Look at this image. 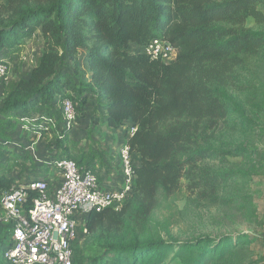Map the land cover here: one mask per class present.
<instances>
[{"label": "trees", "instance_id": "1", "mask_svg": "<svg viewBox=\"0 0 264 264\" xmlns=\"http://www.w3.org/2000/svg\"><path fill=\"white\" fill-rule=\"evenodd\" d=\"M264 0H7L0 3V62L6 50L41 31L43 51L3 109L27 114L70 97L85 106L105 101L108 127L135 126L127 143L140 155L136 189L120 209L91 211L85 222L99 254L86 264H252L245 233L179 238L168 225L146 233L160 200L184 188L217 191L230 170L199 173L206 160L263 155L264 80L256 60L264 49ZM164 37L173 62L134 50ZM88 50L91 81L77 77ZM74 74L61 70L64 59ZM256 59V60H255ZM255 60V61H254ZM254 61V62H253ZM50 118L46 121L49 122ZM221 126H223L221 128ZM188 178V183L183 179ZM16 183L0 174V197ZM1 208V204H0ZM124 231L127 236H106ZM102 234H105L103 237Z\"/></svg>", "mask_w": 264, "mask_h": 264}, {"label": "rangeland", "instance_id": "2", "mask_svg": "<svg viewBox=\"0 0 264 264\" xmlns=\"http://www.w3.org/2000/svg\"><path fill=\"white\" fill-rule=\"evenodd\" d=\"M6 2L7 0H0V3ZM260 8L264 12V2ZM42 51L41 31L37 30L32 36L25 38L21 45L4 53L9 70L4 78H0V174L14 176L16 183L37 178L38 166L44 171L48 170L50 175L57 173L54 157L73 158L93 168L91 162L86 163L88 159L97 164L102 163L106 160L105 156L114 151L111 143L116 137L119 139L124 136L128 139L124 129L114 128L117 131L112 134L106 132L107 126L103 124L93 129L88 128L89 136H86L88 133L85 132L87 128L84 126H76L72 133L67 130V133L62 134L58 129L62 122L58 104L33 109L27 114L16 112L7 114L4 111L3 103L6 96L21 78L29 76ZM256 62L259 75L264 80V49ZM82 63V75L85 76L86 64L83 59ZM64 65V63L60 65L63 71ZM58 97L57 99L61 100ZM93 101L96 103V100ZM95 107L92 104L93 113ZM24 117L27 118L23 119ZM49 118L58 124V128L47 123L46 120ZM261 123L264 125V118ZM254 141L264 150V136L255 137ZM61 150L63 153L58 154ZM133 159L138 165L135 156ZM119 160L121 162V158ZM220 169L233 171L235 177L217 191L192 192L184 188L171 199L160 200L146 223L145 231L146 233L153 230L163 231L168 225V228L181 239L197 233L213 235L245 233L251 239L247 245L249 250L241 251L247 257L245 263L251 261L252 264H264V151L263 155L248 158L230 156L225 159L206 160L201 165L199 173ZM188 181V178L183 179V183ZM79 227L73 242L74 261L76 264H86V259L99 254L100 248L94 238H87L82 223ZM10 235L9 228L0 227V264H6L3 250ZM106 236L117 240L127 236V233L120 231Z\"/></svg>", "mask_w": 264, "mask_h": 264}, {"label": "built area", "instance_id": "3", "mask_svg": "<svg viewBox=\"0 0 264 264\" xmlns=\"http://www.w3.org/2000/svg\"><path fill=\"white\" fill-rule=\"evenodd\" d=\"M133 49L164 62H173L178 56L177 48L164 37H155L145 46L134 45ZM8 70L7 62H0V78ZM88 104L82 106L70 97L61 98L60 128L52 118L47 123L60 129L62 134L67 130L72 133L79 123L82 107ZM135 131L136 127L131 125L125 136H132ZM118 151L122 165L121 184L117 188L100 186L96 172L78 160L54 157L57 178L37 177L15 183L2 194L0 227L11 231L3 250L6 264H76L73 242L82 223L80 217H87L93 210L120 209L135 192L137 164L127 141Z\"/></svg>", "mask_w": 264, "mask_h": 264}, {"label": "crops", "instance_id": "4", "mask_svg": "<svg viewBox=\"0 0 264 264\" xmlns=\"http://www.w3.org/2000/svg\"><path fill=\"white\" fill-rule=\"evenodd\" d=\"M78 53L80 55V57H79L80 69H79L78 75H76V76L83 79L86 82H89V81H91V69H90L89 61H88V50L85 48H80L78 50ZM82 59L85 61V64H86L85 76L82 75V72H83L82 71L83 70ZM38 62H39V59L35 65H37ZM63 63L65 64L64 65L65 71L68 70L74 74V68H73L72 60L67 57L66 59H64ZM58 98H60V97H58ZM93 100H95V99L92 96L89 100L88 106H86L85 108L82 107V109L80 111V112H82V115L80 116V120H79L77 127H81V126L86 127L87 129L85 132L88 133V135H86V136H89L88 128L93 129V128L99 127L103 124V125L107 126L106 132H110V133L114 134V131H117V130H114V128H112V127H108V125L105 122V115L107 113V110L105 107V101L102 99H97L96 103H94L95 101H93ZM60 101H61L60 99H57L56 104H58V106L60 104ZM92 104H94V106H96L94 113H93V109H92ZM89 115L91 117H89ZM88 122H90L91 125H88L89 124ZM127 128H128V126H121L120 128H117V129L118 130L124 129V131H125L124 134H126ZM125 141H127V138H124V136H122L119 139H117V137H116V139L111 143V148L114 151L110 152L108 149L107 151L110 152L111 154L106 155L105 156L106 160L102 161V163L97 164L94 161H93L94 162L93 163L90 159H88V161L86 162V163L91 162V164L93 165V168L92 167L91 168L98 175L100 186H102L104 188H117L121 184V178H120L121 162L119 160L120 158H118L119 152L116 151V148L118 149V147L122 143H124ZM115 151H116L117 155L114 154ZM59 153L62 154L63 150L59 151L58 154ZM134 156L137 160V163L139 164L140 163V155L138 153H134ZM36 171L38 173V175L36 177H38V178L52 179L53 177L57 176V173L54 172L53 174L50 175L48 170L44 171L43 168H41L39 166L36 169ZM86 219H87V217L83 216V218L81 220V222L83 224V228L85 227Z\"/></svg>", "mask_w": 264, "mask_h": 264}]
</instances>
